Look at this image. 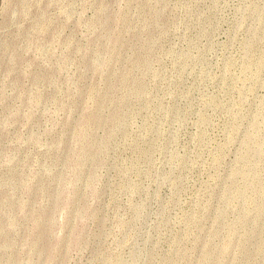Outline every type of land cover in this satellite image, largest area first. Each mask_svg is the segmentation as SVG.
I'll return each mask as SVG.
<instances>
[{
	"label": "rangeland",
	"instance_id": "374dc122",
	"mask_svg": "<svg viewBox=\"0 0 264 264\" xmlns=\"http://www.w3.org/2000/svg\"><path fill=\"white\" fill-rule=\"evenodd\" d=\"M0 264H264V0H0Z\"/></svg>",
	"mask_w": 264,
	"mask_h": 264
},
{
	"label": "bare ground",
	"instance_id": "6f19581e",
	"mask_svg": "<svg viewBox=\"0 0 264 264\" xmlns=\"http://www.w3.org/2000/svg\"><path fill=\"white\" fill-rule=\"evenodd\" d=\"M261 68V66H259V69ZM241 195V193H240V191H237V196H240ZM237 196H235V198H239V197H237ZM208 256V253L207 252H205L204 253V255H203V263H204V259L206 258Z\"/></svg>",
	"mask_w": 264,
	"mask_h": 264
}]
</instances>
